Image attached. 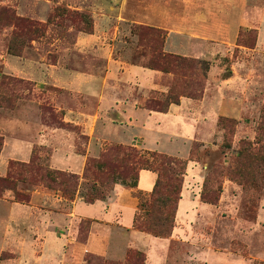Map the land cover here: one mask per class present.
Listing matches in <instances>:
<instances>
[{
  "label": "rangeland",
  "instance_id": "1",
  "mask_svg": "<svg viewBox=\"0 0 264 264\" xmlns=\"http://www.w3.org/2000/svg\"><path fill=\"white\" fill-rule=\"evenodd\" d=\"M252 3V0L246 4L244 0H234L231 5L223 0L224 10L202 5L201 11L187 13L191 16L201 15L198 22L191 21L196 32L209 38V41L195 40L201 44L192 45L166 43L164 29L141 23H120L114 35L117 14H110L112 18L108 21V31L110 38L114 39L115 57L146 67L144 65L152 59L153 51L158 49L187 60L176 72L158 70L163 72L156 83L159 90L151 92L144 103L171 87L176 94H195L197 97L192 98L195 100H201L205 92L207 98L214 97L217 91L224 100V108L217 112L215 119L204 116L205 125L191 117L197 124L199 134L190 143V151L188 145L182 150L178 149L183 143L177 140L169 142L165 136L158 141L146 138L144 141L143 147L150 151L186 159L181 188L184 186L187 193L184 196L194 201V217L190 220L181 217L176 223L174 216L172 231L165 237H169L165 244L147 245L148 239L159 241L163 237H154L140 230L135 231V235L116 231L102 233L98 248L89 249L98 254L88 253L82 264H89L85 263L89 258L111 264H264V44L261 43L264 41V27L260 42H257V26L245 28L260 16V11L253 8L259 5ZM89 4L90 0H0V135L20 134L16 128L1 124L13 116L51 127L63 121L61 111H57L51 98L59 93L53 88L58 86L51 82L54 76L36 67L34 71L32 64L35 63L34 66L38 68L44 63L55 65L58 53H66L60 61L65 65L102 70L101 59H90L89 54L73 50V41L78 34L93 31L94 18L88 10ZM81 5L85 9L70 7ZM184 14L177 13L182 17ZM132 24L141 28L135 29ZM196 60L206 61L207 69H204V65L194 64ZM243 97H246L245 103L241 106L239 99ZM196 108L190 107L188 111L194 114ZM64 123L69 126L62 128L73 132L76 137V148H84L86 141L80 136V126ZM136 149L142 153V158H150L147 154L149 150ZM34 151L38 164L47 166L46 148L35 146ZM7 157L29 158L23 153L13 155L7 149L3 150L0 155V163H3L0 166L1 174L5 172ZM139 166L133 165V173ZM34 178L35 186L25 185L29 188V200L30 191L39 187L51 194L61 195L55 190L56 185H53V189L47 188L38 177ZM91 179V176L83 178L82 192L91 190ZM25 186L20 185L19 188ZM111 186V181L99 186L102 195L109 196ZM135 195L139 196L138 202L148 197L139 194V191ZM11 196L6 192L1 198L12 199ZM71 202L63 198L59 210H69ZM4 211L5 208L3 210L1 206L0 217L6 214ZM16 213L22 217V211ZM88 221L91 222L88 219L79 221L77 242L87 233L90 226ZM24 240H20L18 249H0V264H26L22 256L28 257L29 251L33 253L43 249L37 236L31 239V246H25ZM105 240L109 241L106 247ZM128 243L132 244L131 248L125 251ZM138 244L144 248L137 249L141 247Z\"/></svg>",
  "mask_w": 264,
  "mask_h": 264
},
{
  "label": "crops",
  "instance_id": "2",
  "mask_svg": "<svg viewBox=\"0 0 264 264\" xmlns=\"http://www.w3.org/2000/svg\"><path fill=\"white\" fill-rule=\"evenodd\" d=\"M90 1L91 4L87 6L93 13V31L89 34H78L73 41V50L89 54L90 59H101L102 70L65 65L60 61L64 59L66 53H58V61L55 65L44 63V66L38 68L34 66L35 63L32 64L34 71L36 67L44 70L45 74L54 76L51 82L58 86L53 88L59 93L51 98L56 104L57 111H61V120L80 126V134L87 137L84 144L85 153L77 152L76 137L73 132L62 127H51L13 116L1 124L16 128L20 134L18 136L2 134L4 137L0 155L7 149L13 155L23 153L30 158L34 147L38 146L46 148L48 166L51 168L82 175L87 157L99 156L106 144L132 145L150 150L143 147L145 138L158 141L165 136L169 142L177 140L183 143L178 149L182 150V147L188 145L190 151V143L195 141V137L199 134L197 124L191 120V117L198 119L200 124L205 122L204 116L215 119L217 112L224 108L223 98L221 99L217 91H215L216 96L207 98L205 92L201 100L181 96L179 103L170 104L166 112L146 109L143 101L151 92L159 90L156 83L163 72L115 57L112 43L114 39L110 38L108 21L112 18L111 13L117 14L116 25L113 26L112 34L114 35L117 34L120 23H141L164 29L166 43L199 44L200 42L195 40L209 41L206 34L195 31L192 23V21L198 22L201 15L192 14L191 16L187 13L201 11L202 5L208 7L212 5L224 10L223 0ZM227 1L231 5L234 4V0ZM249 1L244 0V3ZM252 2V5H259L258 8L252 7L260 11V16L255 23L250 22L245 28L257 26V42H260L261 30L264 27V0H257V2L252 0ZM70 7L76 10L85 9L82 5ZM44 8L46 10V5ZM181 12H184L185 16L177 15ZM203 20L207 21L205 16ZM180 27L185 30H175ZM261 43L264 44V41ZM165 90L166 88L163 89ZM242 92L244 95V91ZM245 98L239 99L241 106L245 103ZM196 106L197 112L191 114L188 111L189 108ZM236 108L239 109L240 106ZM6 136L10 138L7 139ZM29 158L21 160L7 157L4 162L5 172L3 174L0 172V175L6 173L9 159L28 161ZM2 164L1 162L0 166ZM156 177L155 172L140 169L136 187L115 183L109 196L92 203H87L77 196L71 202L69 210L63 212L58 208L63 197L57 193L43 191L42 187L31 190L30 200L24 203L0 197V207L2 206L3 210L5 208L4 213H6L0 217V249L6 247L18 249L22 239H25V246H31V239L37 236L43 249L40 252L29 251L28 257L22 256L26 264H82L88 253H96L89 249L98 248L102 233L110 234L116 231L135 235V231H139L133 228V218L138 204L135 192L149 193L155 184ZM180 194L175 212L176 223L181 217L185 220L194 217V201L187 195L184 196L187 194L184 186ZM16 211H22V217ZM125 213H127L126 216ZM82 219H88L91 222L85 241L77 242V227ZM28 238L31 239L26 241ZM168 239L169 237L159 241L148 239L146 243L149 246L153 243L154 245L165 244ZM141 240L143 239H140V243ZM104 243L106 247L109 241L105 240ZM130 245L132 244L128 243V246L124 247L125 251L131 248ZM138 245L141 247H136L137 249L144 248L141 244ZM107 257L116 259L113 256Z\"/></svg>",
  "mask_w": 264,
  "mask_h": 264
},
{
  "label": "trees",
  "instance_id": "3",
  "mask_svg": "<svg viewBox=\"0 0 264 264\" xmlns=\"http://www.w3.org/2000/svg\"><path fill=\"white\" fill-rule=\"evenodd\" d=\"M28 21V20H26ZM134 25L135 29H140V25ZM140 27V28H139ZM187 60L180 55L165 54L155 49L152 59L148 60L144 65L151 69L161 70L163 72H176L179 67L184 65ZM204 65L207 69L206 61L196 60L194 64ZM193 64V61H191ZM203 89V88H202ZM202 93V90L198 91ZM196 98L195 94L190 92L174 93L172 88H168L166 92H160L144 103V107L149 110L166 112L169 105L178 104L180 97ZM11 108L12 106H7ZM68 127L63 121L58 123L56 127ZM81 138L87 140L85 135H80ZM3 145V136L0 135V151ZM78 153L84 154L85 148H76ZM150 158H142L135 146L123 145L117 143L107 144L97 157L88 156L83 168L82 176L69 171H63L50 166L38 164L36 161L35 151L33 149L31 157L28 161L9 160L6 168V173L0 175V197L6 192L12 194V200L17 202L29 201V188L25 185L35 186L34 177H38L42 185L53 189L56 185L57 191L60 192L63 198L69 201H74L77 196L81 197L85 202L92 203L97 199H104L99 186H102L109 181L113 184L120 183L129 187L137 186L138 172L140 169H149L156 173V181L149 193L139 194L147 195L145 201H140L137 204V210L133 218V228L149 233L155 237H163L170 235L173 227V218L177 209L178 200L181 197V187L183 181L184 170L186 168V159L169 155L164 152L147 151ZM140 165L134 170L133 165ZM134 175V177H133ZM91 176V190L82 192L80 190L83 184L82 179H87ZM129 178V180H127ZM20 185L25 187L19 188ZM138 199L139 196L137 195ZM90 224V221H88ZM87 233L83 237L78 238L80 242L85 241ZM85 263L89 264H111L100 262L96 259H86ZM93 262V263H92Z\"/></svg>",
  "mask_w": 264,
  "mask_h": 264
}]
</instances>
